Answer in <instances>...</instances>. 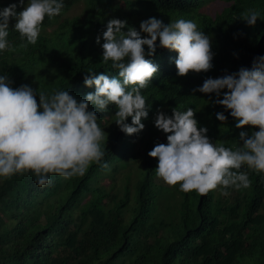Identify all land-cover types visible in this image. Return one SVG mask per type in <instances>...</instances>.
<instances>
[{"label":"trees","instance_id":"trees-1","mask_svg":"<svg viewBox=\"0 0 264 264\" xmlns=\"http://www.w3.org/2000/svg\"><path fill=\"white\" fill-rule=\"evenodd\" d=\"M13 3L17 12L22 10L19 0H0V10ZM63 3L59 15L45 17L37 43L27 48L19 46V34L12 31L15 20H10L8 40L14 50L0 52V74L8 75L13 88L28 85L48 95L68 91L79 101L95 92L84 84L89 72L118 77L111 61H102L103 32L114 18L137 31L152 17L165 25L192 20L211 40L213 67L180 77L177 53L157 41L155 54L146 56L158 72L141 90L148 116L142 118L140 133L120 131L115 105L104 112L90 105L107 134L99 164L67 180L50 175L45 186L31 172L0 178V264H264V174L249 172L250 186L229 188L227 197L219 189L207 195L185 193L158 179V160L148 156L157 143H167L154 124L158 111L171 116L176 106L192 108L198 127H206L212 142L223 141L228 148L242 145V131H258L237 129L230 112L215 103L214 93L196 90L208 78L250 70L255 58L264 56V0ZM79 5L82 11L69 16ZM249 10L259 13L251 27L242 19ZM216 113L227 117L225 124Z\"/></svg>","mask_w":264,"mask_h":264},{"label":"clouds","instance_id":"clouds-1","mask_svg":"<svg viewBox=\"0 0 264 264\" xmlns=\"http://www.w3.org/2000/svg\"><path fill=\"white\" fill-rule=\"evenodd\" d=\"M19 6V12L16 3L0 10V52L14 50L8 40L10 20H15L12 31L19 34V46L27 48L37 43L45 17L59 15L64 3L28 0L25 6L24 0H19ZM258 16L251 10L242 13L250 27ZM103 40L102 61H111L118 77L89 72L84 84L94 86L95 92L79 101L68 91L48 95L28 85L13 88L8 75L0 74V178L31 172L38 185L45 186L51 182L50 175L67 180L83 175L93 163L99 164L105 155L101 145L107 134L90 105L101 112L115 105L113 118L120 131L129 136L140 133L145 127L142 118L148 116L141 90L158 72V66L146 56L155 54L157 41L160 48L177 53L175 67L180 77L213 67L211 40L192 20L178 19L165 25L152 17L142 21L137 31L114 18L108 21ZM96 43H100L99 36ZM196 91L214 93L215 103L230 112L237 129L247 126L258 131L251 135L242 131V145L232 149L223 141L209 139L208 129L198 127L192 108L176 106L171 116L158 111L154 124L166 134L167 143H157L148 152L158 160L156 177L168 186L178 185L181 192L199 195L219 189L220 195L227 197L229 188L247 189L249 172L264 174V56L255 58L250 70L241 68L237 73L206 79ZM129 118L131 124L127 123ZM216 119L225 124L227 117L216 113Z\"/></svg>","mask_w":264,"mask_h":264},{"label":"rangeland","instance_id":"rangeland-1","mask_svg":"<svg viewBox=\"0 0 264 264\" xmlns=\"http://www.w3.org/2000/svg\"><path fill=\"white\" fill-rule=\"evenodd\" d=\"M207 10L209 11L210 8H207ZM81 11H82V5H79V6H77V7L75 8L74 11H71V12L69 13V16H71V17L76 16V15L79 14Z\"/></svg>","mask_w":264,"mask_h":264}]
</instances>
